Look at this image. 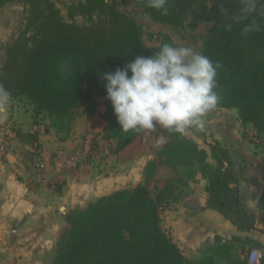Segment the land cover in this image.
I'll return each mask as SVG.
<instances>
[{
  "label": "trees",
  "instance_id": "obj_1",
  "mask_svg": "<svg viewBox=\"0 0 264 264\" xmlns=\"http://www.w3.org/2000/svg\"><path fill=\"white\" fill-rule=\"evenodd\" d=\"M13 1L24 5V23L4 48L0 88L30 104L35 121L46 116L50 126L69 132L74 117L92 116L97 99L106 95L102 75L137 56L147 57L148 50L147 54L139 50L142 39L160 36L161 46L192 47L220 65L216 108H236L240 121L250 124L264 143V16L253 15L226 29L230 17L239 12L240 0H168L166 14L148 7L147 0H135L142 19L121 11L116 0L71 2L65 6L66 18L54 0H0V9ZM77 17L83 22L78 23ZM252 20L259 31L243 34L244 24ZM198 28L197 46L190 40L180 44L175 40L183 38L180 32ZM101 117L107 123L104 138L115 143L112 152L145 132L120 129L110 103ZM162 133L168 141L159 162L184 167L181 182L183 177L190 179L191 166L199 164L209 181L208 203L238 229L254 228V216L228 185L233 174L227 150L214 144L209 164L205 150L193 141L165 128ZM155 169L156 163L149 161L144 183L69 211L49 264H217L212 255L188 260L161 228L160 208L177 201L180 194L168 179L152 195L147 185ZM258 209L264 212V192ZM227 256L226 264H247L246 257L239 261Z\"/></svg>",
  "mask_w": 264,
  "mask_h": 264
},
{
  "label": "crops",
  "instance_id": "obj_2",
  "mask_svg": "<svg viewBox=\"0 0 264 264\" xmlns=\"http://www.w3.org/2000/svg\"><path fill=\"white\" fill-rule=\"evenodd\" d=\"M0 36L3 40L4 34ZM3 60L0 50V66ZM22 101L8 94L7 102L0 103V129L11 133L7 148L0 145V264H49L66 227V214L114 191L144 183L146 165L152 160L156 169L148 189L155 186L156 193L171 179L175 193L180 194L177 201L160 208L159 218L161 228L188 260L212 255L217 264H226L228 254L243 261L250 249H257L264 264V212L258 209L264 192V143L232 109L215 108L204 118L203 129L189 128L182 136L205 150L209 164L213 163L214 144L227 150L233 174L228 185L243 209L254 216L251 230L238 229L208 203L209 181L199 164L192 165L193 176L181 182L184 167L159 162L168 141L162 128L145 130L119 152L108 150L104 160L77 162L73 169L59 170L52 161L57 151L79 150L83 135L101 138L103 128L94 127L88 116H76L69 132H62L50 126L46 116L35 121L30 104L19 107ZM107 141L114 149V140ZM35 161L43 162L45 168H31L29 164Z\"/></svg>",
  "mask_w": 264,
  "mask_h": 264
},
{
  "label": "clouds",
  "instance_id": "obj_3",
  "mask_svg": "<svg viewBox=\"0 0 264 264\" xmlns=\"http://www.w3.org/2000/svg\"><path fill=\"white\" fill-rule=\"evenodd\" d=\"M237 14L224 27L264 16V0H240ZM168 0H147L148 7L167 13ZM221 11L225 10L221 8ZM252 20L242 33L259 31ZM220 65L188 46L165 43L153 55L137 56L123 67L105 72L106 99L124 132L151 130L157 126L184 134L189 128L203 129L204 118L220 100L217 73ZM8 93L0 88V103Z\"/></svg>",
  "mask_w": 264,
  "mask_h": 264
},
{
  "label": "rangeland",
  "instance_id": "obj_4",
  "mask_svg": "<svg viewBox=\"0 0 264 264\" xmlns=\"http://www.w3.org/2000/svg\"><path fill=\"white\" fill-rule=\"evenodd\" d=\"M75 1H77V0H54L55 4L60 9L61 15L64 18H66L65 6L67 4H69L71 2H75ZM116 5L118 6V8L121 11L126 12L129 15L137 16V18H141V19L145 18V17L141 16L140 14H138V7H137V3L135 2V0H116ZM24 15H25V7L21 2H14L13 1V2L7 3L6 5H4L0 9V35L4 34L3 40H1V38H0V50L3 52V57H5L4 56L5 46L9 42H11L12 39H14V37L17 35L19 29L23 25ZM76 21L78 23H81V22H83V19L80 17H77ZM200 31H201V29L198 28L197 30H194V31L186 30V31H183V33L180 32L182 34L183 38L181 39L177 35V37H179V38H177L175 40H177V42L179 44L181 43L180 40L182 41V43L190 40L193 45L197 46L198 42H199L198 40H199ZM161 43H162V38L160 36L155 37V38L153 37L152 39H148L147 37H144L142 39V45L139 46V50H141V53H144V54H147V50H148V54H149L148 56H151L156 51H158V48L161 47ZM25 103H27V102H25ZM25 103H24V101L20 102L19 107L25 108ZM108 103H110V101L108 99H106V95L100 96L97 99V105H96L94 114L92 116H88L89 117L88 119L92 120L91 124L94 127H97V128L102 127L103 128V135L101 138L98 137L97 135H94V134H92V136H90L89 133H87L86 135H83V139H81V141L78 143L79 150H77V151L84 153L88 150V147H89L90 151H94V152H93V154L91 152V155H88L84 160H81L80 161L81 163L85 162L87 164H90L89 163L90 160L92 162H93V160H96V159H97V161H100L102 159L104 160L106 155L108 154V150L109 151L113 150V147L108 145L107 144L108 141L104 138V128H105L107 123L101 117V115L105 112L106 106ZM76 116L80 117V118H82L81 116L87 117V115H85L84 113H80ZM73 121H74V119L72 120V123H73ZM157 127H158L157 131H161V128H162V130L164 129L163 127H160V126H157ZM4 130H8V129L7 128H1L0 132L4 131ZM154 130H155V128H154ZM78 137H80V134L78 135ZM251 137H253V134L251 135ZM75 151L76 150L73 149V150H69V151H65V152H66V154H71V153H76ZM36 153H37V150H36ZM54 158H55V156L52 157V161H53V165L56 167V169H59V170L63 169V168H65L67 170L73 169V167H62V165H61L62 162L60 163L59 160L54 161ZM41 163L44 165L43 162H41ZM149 190H150L151 194L154 195V193L156 191L155 186L151 187V185H149ZM63 231L60 232L58 239L60 238ZM58 239H57V241H58ZM56 244H57V242H56ZM56 244H55L54 249H53L52 257L51 258L49 257V259H51V260L53 259L54 255H55Z\"/></svg>",
  "mask_w": 264,
  "mask_h": 264
},
{
  "label": "built area",
  "instance_id": "obj_5",
  "mask_svg": "<svg viewBox=\"0 0 264 264\" xmlns=\"http://www.w3.org/2000/svg\"><path fill=\"white\" fill-rule=\"evenodd\" d=\"M0 145L1 149L5 150L7 148V144L10 141L11 133L8 130H4L0 132ZM37 149V146H34ZM35 150V151H36ZM76 153L66 154L65 151L59 150L55 153L54 161H60L62 167H75L77 162L84 160L88 155H91V151L88 147V150L84 153L75 151ZM83 154V155H82ZM29 166L33 169L41 170L44 168V165L40 161H35L29 164ZM246 263L247 264H262L263 256L257 249H250L246 255Z\"/></svg>",
  "mask_w": 264,
  "mask_h": 264
},
{
  "label": "water",
  "instance_id": "obj_6",
  "mask_svg": "<svg viewBox=\"0 0 264 264\" xmlns=\"http://www.w3.org/2000/svg\"><path fill=\"white\" fill-rule=\"evenodd\" d=\"M232 112L236 114L237 113V109L236 108H233L232 109Z\"/></svg>",
  "mask_w": 264,
  "mask_h": 264
}]
</instances>
